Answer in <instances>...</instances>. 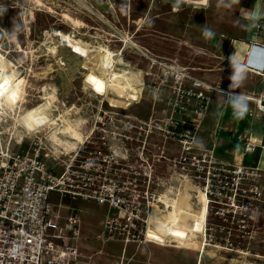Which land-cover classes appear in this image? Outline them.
<instances>
[{"label":"rangeland","instance_id":"rangeland-1","mask_svg":"<svg viewBox=\"0 0 264 264\" xmlns=\"http://www.w3.org/2000/svg\"><path fill=\"white\" fill-rule=\"evenodd\" d=\"M190 2L0 0V57L4 66L13 71L17 83V95L12 103L8 102L12 112L8 109L3 112L8 105L0 104V153H16L28 149L33 141H47L48 129H43L39 135H24L20 143L16 141L18 136L15 131V119L24 110L42 105L45 101L50 103L47 113L61 118L57 120V129L61 128L59 122L65 118L70 124L81 122V135L87 133L94 114L101 107L131 114L144 121L151 116V111L159 112L165 107L168 101L164 97L171 98L174 105L177 102L178 107L188 108L191 101L179 102L157 84L155 74L160 68L156 62H166L184 67L189 76L212 88L206 92L208 104L202 122L195 115H190L189 120L199 123V145L213 151L216 159L228 161V153L235 141L251 139L250 132L245 128L253 122L264 126V92L257 94L262 86L263 78L257 75L261 69H256L258 73L254 74L250 69L255 68L248 66L253 73L247 71L245 61L228 52L234 43L227 37L229 22L241 16L249 0H206L205 6ZM63 36H70L71 40L87 47L88 56L84 58L73 54ZM99 47L108 49L115 55V60L124 62L115 63L116 70L131 71L141 79V96L129 107L122 103H114V107L110 101L115 99L114 93L101 106L99 102L102 98L85 86L84 77L89 69L98 74ZM84 66L89 69H83ZM252 87L256 91L252 95L247 94L245 91ZM158 95L159 98H156ZM213 95L225 101L231 99L222 122L229 129L218 125L204 135L205 139H199L202 127L209 119L207 108ZM239 97L246 98L242 101L247 106L243 116L238 115V109L234 107V101ZM61 139L69 140L65 135ZM46 143L49 145L48 141ZM173 150L176 151L177 147L174 146ZM172 186L182 189L173 190L170 198L167 195L161 201L178 197L176 200L180 208L191 206L192 210L201 212V202L196 200L189 184L179 186L173 181ZM185 193L188 195H183ZM63 204L71 208L80 220L79 257L75 264H264L261 258L240 255L229 246H206L204 233L198 235L195 243L187 239L182 244L171 240L160 243L151 237L153 243L125 244L104 240L103 222L109 213L106 206L80 199L64 200ZM160 205L163 206L162 203ZM169 209L161 207L158 213L166 215ZM190 216L187 214L183 222L185 231H189L193 222ZM249 250L252 254L262 255L260 246L249 247Z\"/></svg>","mask_w":264,"mask_h":264},{"label":"built area","instance_id":"built-area-1","mask_svg":"<svg viewBox=\"0 0 264 264\" xmlns=\"http://www.w3.org/2000/svg\"><path fill=\"white\" fill-rule=\"evenodd\" d=\"M156 64L158 86L179 102L191 101V110L164 97L165 107L151 111L144 121L101 107L74 149L37 140L26 150L0 153V264H75L80 220L74 211L61 215L64 200L106 206L104 240L153 243L147 234L153 210L166 209L161 198L182 189L173 188V181L204 195L206 246H229L264 261V168L220 161L202 148L199 123L189 116L202 122L206 92L212 88L178 64ZM257 148L251 139L244 140L245 155ZM49 162L61 171H51ZM52 194L57 205L50 200ZM253 246H260L262 255L250 253Z\"/></svg>","mask_w":264,"mask_h":264},{"label":"bare ground","instance_id":"bare-ground-1","mask_svg":"<svg viewBox=\"0 0 264 264\" xmlns=\"http://www.w3.org/2000/svg\"><path fill=\"white\" fill-rule=\"evenodd\" d=\"M190 3H196L204 6L207 5L206 0H191ZM77 23L78 22H76V24ZM55 35L61 34L55 33ZM63 38L64 42L67 43V47L70 48L73 54L84 58L88 56L87 47H82L78 42L71 40L70 36H63ZM97 51L100 53L98 64H96L98 65V69L96 70L98 74H95L91 69L88 68V70L87 67L84 66L85 68L83 69L88 70V73H86L84 77L85 86L89 88V90H91L93 93H95V95L100 96L102 99H106L109 95L114 93L115 99H110L113 104L122 103L123 106H129L133 102H137V100L141 96L142 91L143 83L141 82V79L136 75L134 76L135 73L131 74V71L127 72L128 70H116V68H114V64H123L124 62L120 59L115 60V55L113 54V52L102 47H99ZM253 57L254 56L252 52L245 63L252 64V66H254V68L256 69L263 68L264 58L263 65L258 66L256 65V62L253 61ZM248 66L250 67V65L245 64V67ZM256 69L250 70L258 73ZM15 80L16 78L13 75V71L8 70L4 66L3 60L0 57V104L5 103L6 105H8V102L12 103L13 98L17 95V83ZM49 104V102L45 101L42 105H37L36 107H33L26 111L24 110V112H22L21 115L17 117V119H15V131L17 132L18 136L16 141L20 143L24 135L35 136L37 134L39 135V133L43 129H48L49 135L46 136V139L47 141L52 143L51 145L56 146V148L62 147L65 151L76 148L77 144L82 141L83 136L85 135H81L80 133L81 122L78 123L76 121L74 122V124H70L67 120H65V118H62V121L59 122V124H61V128L57 129L55 127L56 125H58L57 120H61V118H55L51 116L52 114L47 113ZM113 106L116 107L115 104ZM6 109H8L10 112H12L13 110L12 107L8 105L7 108L3 109L2 111L6 112ZM17 127L19 128V130ZM60 135H65L69 140L64 141V139H61ZM252 142L261 143L258 140H253ZM183 195L186 196L188 194L185 193ZM176 198L178 197H172L171 201L162 199L163 203H165L168 208H171L168 210V212L166 211V215L160 216L156 209L153 210L150 217V224L152 225V227L149 228L147 232L148 237H151L154 240L159 241L160 243H165L166 241L171 240L176 244H182L185 243L187 239L195 243L198 235H203V222L207 213L205 197L203 194L195 195V198H197L196 200L201 202V212H198V210H192L191 206L180 208L177 204L178 202ZM187 214L191 215L190 217L193 219L189 231H185L186 227L183 226V222L185 221Z\"/></svg>","mask_w":264,"mask_h":264},{"label":"crops","instance_id":"crops-1","mask_svg":"<svg viewBox=\"0 0 264 264\" xmlns=\"http://www.w3.org/2000/svg\"><path fill=\"white\" fill-rule=\"evenodd\" d=\"M227 37L234 41L228 52H233V55H235L239 60H244L245 62L247 61V58H249V55L253 52V60L256 62V65L262 66L264 58V0H249V3L245 7L241 16L233 18L229 22ZM247 68L248 67H245V69L249 71ZM259 72L260 74L257 75L262 76L263 79L261 81L262 86L257 94L262 91L264 92V65ZM253 91H256L255 87L249 88L245 92L252 95L254 93ZM229 101H231V99L225 101L219 96H214L211 99L206 115L209 119L207 120L205 127H202L199 139L201 137L205 139L206 136L204 137V135H208L209 132L213 128H217L218 125H222L223 128L229 129L224 126L225 123H222L224 116L228 112ZM210 107L211 111H209ZM257 124L259 123L253 122L250 126H248V128H245L248 132H250L252 141L258 140L261 142L256 143L258 145L257 151L255 153L245 155L243 152V142L246 139L235 141L233 147L231 148V152L228 153L229 156L227 159L229 162H233L234 164L242 163L252 166L257 165L260 168H264V152L260 148L264 147V126L262 124ZM48 168L55 173H59L61 171L60 168L56 167L51 162L48 163ZM50 200L53 204H58V198L56 195L52 194L50 196ZM72 211L73 210H71V208H69L66 204H63V207L60 209V213L63 216Z\"/></svg>","mask_w":264,"mask_h":264},{"label":"clouds","instance_id":"clouds-1","mask_svg":"<svg viewBox=\"0 0 264 264\" xmlns=\"http://www.w3.org/2000/svg\"><path fill=\"white\" fill-rule=\"evenodd\" d=\"M246 98L239 97L234 101V107L238 109V115L243 116L244 112L247 110L246 103H243Z\"/></svg>","mask_w":264,"mask_h":264}]
</instances>
